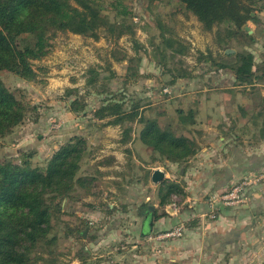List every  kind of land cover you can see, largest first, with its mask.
Wrapping results in <instances>:
<instances>
[{
  "label": "rangeland",
  "instance_id": "obj_1",
  "mask_svg": "<svg viewBox=\"0 0 264 264\" xmlns=\"http://www.w3.org/2000/svg\"><path fill=\"white\" fill-rule=\"evenodd\" d=\"M110 2L93 0L105 20V25L99 30V38L93 39L69 31L58 32L53 38L51 52L42 59L32 61L38 73L36 79L27 80L2 71L3 81L26 103L28 110L24 121L13 129L14 134L0 139V157L7 155L18 161L21 154L16 149L30 146L37 149L33 163L43 165L44 157L47 158L54 150L50 148L51 138L58 141L70 133L88 130L94 124L97 126L90 112L78 115L82 117L85 127L69 126L67 123L75 113L66 106L69 99L62 98L66 87L82 88L84 71L90 65L99 64L104 68L109 64L120 76L102 80L110 93L127 99L141 96L146 115L157 117L160 109L164 108L160 121L173 123L177 118L176 109L187 110L202 97L208 96L216 101L223 100L224 94H227L230 100L233 97L232 100L237 101L240 100L237 94L242 88L247 85L250 89L256 87L252 85L254 82L237 84L229 69L216 70L211 56L223 57L222 52H226V49H233L231 53L247 49L253 56L252 76L264 72V8L260 10L261 13H257L258 22L249 21L247 24L255 41L248 43L245 37L238 36L228 42V48L223 49L224 45L218 47L214 41L217 26L212 31L203 30L201 23L179 0H124L130 12L126 22L134 28L133 37L118 35L116 23L120 17L116 16ZM263 5L264 0H257L256 7ZM162 35L173 39L174 47L178 46L175 41L189 46L188 52L172 56L170 48H163ZM130 56L141 57L138 68L144 76L135 83L125 85L122 75ZM225 59L232 61L235 56ZM135 62L133 60L131 64ZM180 66L192 72L191 81L177 78L171 83L172 71L169 69ZM62 71L67 81L57 77L60 76L57 73ZM101 75L107 76L108 71L103 70ZM221 90L224 92L222 99L219 96ZM87 99L90 107L97 104L95 96L90 95ZM228 114L231 115L230 112ZM61 119L64 120L61 122ZM58 122L60 127L50 129L51 123ZM176 130L187 135L190 133L187 127L180 125L176 126ZM88 150L91 152L83 155L77 175L91 177V187L88 192L78 187L74 192L79 195L78 200H62L59 218L51 220L49 237H54V240L38 247L33 256L34 264H227L228 253H221L219 249L223 238L214 240L210 228L207 235H201L212 220L206 214L205 206L210 188L197 198L198 206L181 195L175 198L184 214L179 224L188 218L197 217L199 223L195 228L184 226L182 235L178 237L160 236L172 228L165 217L162 224H159V220L153 221L152 231L141 235L145 226L143 217L137 214V207L142 202L155 207L158 204V183L150 179L151 167L163 170L165 178L177 180L188 193L189 189L184 187L186 180L180 176L189 162L171 163L150 150L147 154L126 156L119 169L106 167L100 170L98 165L102 164L104 158H95L94 144H90ZM118 171L122 172V176L115 178L114 174ZM167 208L172 211L173 204ZM175 209L177 211V206ZM85 228V237H82ZM213 243H217L215 247Z\"/></svg>",
  "mask_w": 264,
  "mask_h": 264
},
{
  "label": "trees",
  "instance_id": "obj_2",
  "mask_svg": "<svg viewBox=\"0 0 264 264\" xmlns=\"http://www.w3.org/2000/svg\"><path fill=\"white\" fill-rule=\"evenodd\" d=\"M179 1L197 18L203 30L212 31L217 26L214 41L218 47L224 45L223 49L228 48V42L238 36L245 37L248 43L255 41L254 35L244 26L248 21L258 22L257 13L264 5L256 7L257 0ZM110 5L116 16L120 17L116 23L118 35L133 37L134 28L126 22L130 12L124 0H111ZM104 25L105 20L93 0H0V139L14 134L13 129L24 121L28 110L26 103L5 84L2 71L34 80L38 73L32 61L42 59L51 52L53 38L58 32L69 31L98 39L99 30ZM162 38L163 48H170L172 56L186 54L189 50V46L175 41L178 46L174 47L173 39L164 35ZM222 56L210 58L216 70H231L237 84L264 81V72L252 76L253 56L249 50L235 53L223 51ZM231 56H235V59H225ZM127 60L128 65L122 75L125 85L135 83L144 76L138 68L140 56H130ZM133 60L136 61L134 65L131 64ZM103 70L108 71L107 76L101 75ZM170 70L171 83L177 78L193 77L190 70L181 66ZM83 76L81 89L66 87L62 95V98L69 99L66 106L76 116L90 112L92 120H103L98 124L99 127L119 125L121 143L130 141L133 125L139 123L140 141L171 163L187 161L196 154L198 143L184 132L176 130V126L187 127V122H192L196 112L193 106L187 110L176 109V122H161L159 117L164 114L163 111L157 117L144 113V104L141 103L143 97L132 96L127 99L110 93L102 80L120 76L109 64L104 68L99 64L90 65ZM90 95L96 97L97 104L94 107L89 105L87 97ZM87 146L83 134L73 133L61 138L57 148L47 158L44 157L43 165L33 163L37 149L30 146L19 151L21 155L18 161L7 155L0 157V264H34L33 256L38 247L54 240V237H49L51 220L59 218L62 200H78L79 195L74 193L76 189L79 187L88 192L91 187V177L77 175ZM113 161V156H107L101 162L111 164ZM247 189L248 186L245 195ZM179 195L186 199L183 185L177 180L165 178L157 184V206L149 210L150 204L142 202L137 207V214L144 220L152 212L153 221H156L169 215L167 207L172 204L177 206L178 212H182L175 199ZM198 223L199 219L192 217L181 225L184 231V226L195 228Z\"/></svg>",
  "mask_w": 264,
  "mask_h": 264
},
{
  "label": "crops",
  "instance_id": "obj_3",
  "mask_svg": "<svg viewBox=\"0 0 264 264\" xmlns=\"http://www.w3.org/2000/svg\"><path fill=\"white\" fill-rule=\"evenodd\" d=\"M57 71L61 72V70ZM63 72L57 73L60 75L57 77L67 81V76H64ZM252 85L256 87L250 89L247 85L241 92L239 91L237 95L240 100L237 101H233V97L231 101L222 90L219 96L222 99L224 94L223 100L215 101L208 96L202 97L201 100L193 103L196 112L192 122L186 124L190 130L189 136L198 143L199 147L196 154L187 160L189 165L180 176L186 180L185 189H189L187 201L198 206L196 200L207 188H210V192L218 191L239 178L250 179L245 202L241 205L220 206L217 216L201 233L202 236L207 235L210 228L214 240L223 238L219 249L221 253H228L227 264H256V262L263 264L264 262V81L254 80ZM251 90L253 92L249 93ZM160 111L164 112V108ZM219 112L222 114L218 115ZM63 120L61 119V122ZM70 120V123H67L69 126L77 125L80 128L86 126L82 124V117L75 114L71 115ZM102 121L93 120L97 122V126L94 124L93 128L90 126L88 130L73 132L85 136L87 149L90 144H94V156L97 160L107 156L114 157L110 165L99 164L100 170L106 167L119 169L126 156L135 157L136 154L143 155L150 152V148L138 138L141 128L139 123L133 125L130 141L121 143L119 141L121 127L119 125L99 127L98 124ZM60 140L51 138L50 148H57ZM23 148L16 150L20 151ZM90 152L88 150L86 154ZM155 168L151 167L152 171ZM114 175L115 178H119L122 172L118 171ZM148 198L147 196L146 199ZM167 210L169 215L166 218L172 227L179 224L184 214L176 209L171 211L167 208ZM158 220L159 224H162L165 217H160ZM216 244L213 243L214 247Z\"/></svg>",
  "mask_w": 264,
  "mask_h": 264
},
{
  "label": "built area",
  "instance_id": "obj_4",
  "mask_svg": "<svg viewBox=\"0 0 264 264\" xmlns=\"http://www.w3.org/2000/svg\"><path fill=\"white\" fill-rule=\"evenodd\" d=\"M135 20L136 17H134ZM60 122L51 123L50 129H57L60 127ZM250 179L244 178L240 182L234 183L229 187L222 188L218 191L211 192L206 198L207 213L210 218L216 217V212L220 206L241 205L246 200L244 193L245 188L249 185ZM175 209V206L173 205ZM183 227L181 224L173 226L171 229L166 230L162 235L165 237H178L182 235Z\"/></svg>",
  "mask_w": 264,
  "mask_h": 264
},
{
  "label": "water",
  "instance_id": "obj_5",
  "mask_svg": "<svg viewBox=\"0 0 264 264\" xmlns=\"http://www.w3.org/2000/svg\"><path fill=\"white\" fill-rule=\"evenodd\" d=\"M244 28L251 33V30L249 29V27L246 25L244 26ZM233 49H226V52H232ZM165 178V173L163 170L159 169V168H155L152 173H151V181L153 183H159L160 181H162ZM149 210H153L154 209V205H149ZM143 225L145 226V228L143 229L144 231L141 232V234H147L150 233L153 229V216H152V212L149 213L148 216H145L144 220H143ZM87 228H85L81 235L82 237H85V233H86Z\"/></svg>",
  "mask_w": 264,
  "mask_h": 264
}]
</instances>
